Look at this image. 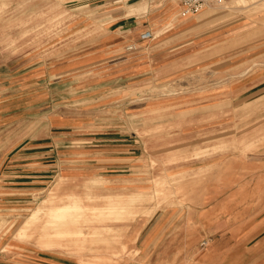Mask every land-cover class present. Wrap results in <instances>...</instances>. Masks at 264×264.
Listing matches in <instances>:
<instances>
[{"label": "rangeland", "instance_id": "374dc122", "mask_svg": "<svg viewBox=\"0 0 264 264\" xmlns=\"http://www.w3.org/2000/svg\"><path fill=\"white\" fill-rule=\"evenodd\" d=\"M157 3L0 0V256L211 264L208 225L264 199V0H222L178 28L174 15L153 39L90 57ZM131 56L149 72L122 76ZM62 204L74 228L58 236Z\"/></svg>", "mask_w": 264, "mask_h": 264}, {"label": "crops", "instance_id": "0c3cea01", "mask_svg": "<svg viewBox=\"0 0 264 264\" xmlns=\"http://www.w3.org/2000/svg\"><path fill=\"white\" fill-rule=\"evenodd\" d=\"M157 1L158 3L153 7L147 8L146 12L148 16L135 14L131 19L119 22V25L121 24L119 26L120 28H128V30H131L130 36L127 35V38H124L117 33L103 36L100 40L103 46L90 57L96 55L101 59H109L115 53L120 52L128 41L141 40L142 34L146 32L151 33L152 30L157 32L162 29L164 25H167V23L171 21L174 15L178 17L174 22L176 28L180 25H185V22L193 17L180 16V8L177 0ZM150 35L151 37L145 40L153 39L152 34ZM142 41H144V39ZM138 57L139 56H131L127 59L131 65H128L125 69L119 70L120 72L124 71L122 76L135 73H137V76H141L149 72L146 69L150 67L147 66L145 61L141 60L142 58L135 59ZM89 135L91 136L93 134L91 133ZM87 140L92 141L93 139ZM86 151L89 152L88 155L90 156L98 154L110 155L117 153L118 149L105 147L103 151L99 150L96 146H91ZM234 197L235 196H233V198ZM231 199L232 195H229L228 202H230ZM168 215L169 212L164 214L149 227V241L154 240L162 231H164V233L167 231L168 227L171 225L170 220L172 218V216ZM252 219L256 220L254 224ZM207 234L211 236V264H264V199L256 202L251 201V199L248 200V198L245 197L243 206H236L231 203L228 205L227 212L217 214L213 222L208 225L205 236ZM210 236L208 238H210ZM31 250L25 249V252L28 254L21 255L26 258L25 260H20L22 261L21 264L43 263L44 261L29 254L34 253ZM33 255L37 256L39 254ZM33 261L38 262L35 263ZM0 264L17 263L10 258L0 256Z\"/></svg>", "mask_w": 264, "mask_h": 264}, {"label": "bare ground", "instance_id": "6f19581e", "mask_svg": "<svg viewBox=\"0 0 264 264\" xmlns=\"http://www.w3.org/2000/svg\"><path fill=\"white\" fill-rule=\"evenodd\" d=\"M176 17H177V15H176ZM61 208H63V209H66L67 208V205L66 204H62V205H58V206H56V208H55V210H54V213H50L49 215H50V217H52L51 219L52 220H50V222H49V224H53V226H51V227H53V229L54 228H56L57 229V231H55L54 232V235H58V236H60V234L61 235H63V234H72V231H71V228H74L68 221H66L65 220V218H63L64 217V213H62V209ZM28 221H26V223H27ZM25 223V222H24ZM48 224V223H47ZM46 224V225H47ZM48 226H50V225H47V227L46 228H48ZM81 227V226H80ZM59 229H65V231H60ZM99 229V228H98ZM102 229H105V228H102ZM47 230V229H46ZM59 230V231H58ZM47 232L48 231H44L43 232V234H42V236H47L46 234H47ZM52 233H50L49 232V235H51ZM119 234V233H118ZM54 235H51L52 237L54 236ZM116 237V236H115ZM62 239V238H61ZM113 239H117V237L116 238H113ZM108 240V243L109 242H111V243H114V241L115 240H111V239H107ZM107 240H105L106 242H107ZM109 240H111V241H109ZM117 240H121V239H117ZM116 240V241H117ZM116 241H115V243H116ZM73 242H79L80 243V241L78 240V241H73ZM103 242V241H102ZM105 242V244H107ZM120 242V241H119ZM121 242H122V240H121ZM70 243H72L71 241H70ZM82 244L83 243H85V240H84V242L82 241L81 242ZM89 243V242H88ZM114 243V244H115ZM59 244V243H58ZM76 244V243H75ZM98 244V243H97ZM102 244H104V242L102 243ZM122 244V243H121ZM120 244V245H121ZM91 245H93V244H91ZM111 245V244H110Z\"/></svg>", "mask_w": 264, "mask_h": 264}, {"label": "built area", "instance_id": "2783aa9c", "mask_svg": "<svg viewBox=\"0 0 264 264\" xmlns=\"http://www.w3.org/2000/svg\"><path fill=\"white\" fill-rule=\"evenodd\" d=\"M179 3L180 8V16L187 17V16H195L204 8L208 7L209 5L219 4L222 0H177ZM150 33L146 32L141 35V39H148L150 38ZM129 49H132V46H129Z\"/></svg>", "mask_w": 264, "mask_h": 264}]
</instances>
